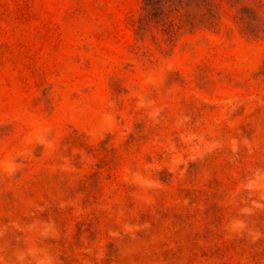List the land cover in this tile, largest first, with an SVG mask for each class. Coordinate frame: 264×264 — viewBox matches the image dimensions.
Instances as JSON below:
<instances>
[{
	"label": "rangeland",
	"instance_id": "rangeland-1",
	"mask_svg": "<svg viewBox=\"0 0 264 264\" xmlns=\"http://www.w3.org/2000/svg\"><path fill=\"white\" fill-rule=\"evenodd\" d=\"M0 264H264V0H0Z\"/></svg>",
	"mask_w": 264,
	"mask_h": 264
}]
</instances>
